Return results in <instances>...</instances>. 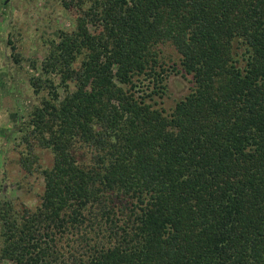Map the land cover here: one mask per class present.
Wrapping results in <instances>:
<instances>
[{
    "label": "trees",
    "instance_id": "trees-1",
    "mask_svg": "<svg viewBox=\"0 0 264 264\" xmlns=\"http://www.w3.org/2000/svg\"><path fill=\"white\" fill-rule=\"evenodd\" d=\"M62 6L18 128L43 192L0 203V264H264V0Z\"/></svg>",
    "mask_w": 264,
    "mask_h": 264
},
{
    "label": "rangeland",
    "instance_id": "rangeland-1",
    "mask_svg": "<svg viewBox=\"0 0 264 264\" xmlns=\"http://www.w3.org/2000/svg\"><path fill=\"white\" fill-rule=\"evenodd\" d=\"M4 2L0 0V203L12 200L19 207L33 210L43 192V179L37 171L32 177L26 175L16 162L23 149L18 146V128L40 97L46 95H34L29 79L45 78L39 64L49 42L57 40L59 30H71L73 23L62 0H10L5 6ZM161 53L166 58H177L168 45L161 47ZM32 62H36V68ZM172 78L166 107L172 106L183 90ZM53 79L59 84L56 76ZM35 154L42 167L51 165L48 150L37 149Z\"/></svg>",
    "mask_w": 264,
    "mask_h": 264
},
{
    "label": "water",
    "instance_id": "water-1",
    "mask_svg": "<svg viewBox=\"0 0 264 264\" xmlns=\"http://www.w3.org/2000/svg\"><path fill=\"white\" fill-rule=\"evenodd\" d=\"M10 0H5V2H4V6L9 2Z\"/></svg>",
    "mask_w": 264,
    "mask_h": 264
}]
</instances>
